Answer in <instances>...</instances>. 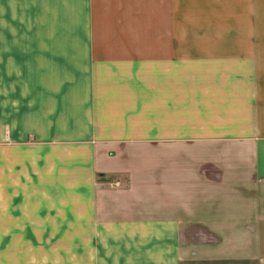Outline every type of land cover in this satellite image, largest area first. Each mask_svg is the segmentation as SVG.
I'll use <instances>...</instances> for the list:
<instances>
[{
  "label": "crops",
  "instance_id": "crops-1",
  "mask_svg": "<svg viewBox=\"0 0 264 264\" xmlns=\"http://www.w3.org/2000/svg\"><path fill=\"white\" fill-rule=\"evenodd\" d=\"M263 6L0 0V114L29 123L0 142L13 241L106 264H264ZM22 35L63 46L31 54L24 93Z\"/></svg>",
  "mask_w": 264,
  "mask_h": 264
},
{
  "label": "rangeland",
  "instance_id": "rangeland-1",
  "mask_svg": "<svg viewBox=\"0 0 264 264\" xmlns=\"http://www.w3.org/2000/svg\"><path fill=\"white\" fill-rule=\"evenodd\" d=\"M264 5V0H263ZM263 15H264V6H263ZM263 34H262V46H264V17H263ZM33 39H37L36 44H30V36L29 35H22V46H16V48L20 49V54L22 55V61H21V69H22V83H21V91L24 93L27 88L25 89V86L27 87L29 85V79L31 76V72L33 69H35L36 59L35 57L31 58V54L36 55V53L39 54H54V53H61L58 49L63 48L61 44L54 45L53 43L46 44L45 42H40L39 36H31ZM6 46H0L1 48H9L13 45V41L7 40ZM10 45V46H9ZM9 46V47H8ZM45 49H50V51H46ZM52 49V50H51ZM54 49H57V51H54ZM44 64V62H43ZM34 65L33 68H31ZM2 101V100H0ZM1 112V109H0ZM8 115L0 114V119L2 120V123H0V142L2 144L5 142H16L15 139H22L25 138L29 133V123H28V117L27 115L21 114L17 115L16 117L14 115ZM14 118H17L19 120L20 127L15 128V121ZM4 122V123H3ZM5 124V126H4ZM5 127V128H4ZM25 128V129H24ZM31 141L30 139H27V142ZM17 143H20L17 141ZM1 149V146H0ZM8 164V163H6ZM111 186V185H110ZM113 188V187H112ZM4 202V201H3ZM39 202V201H37ZM8 219V216L6 217ZM19 229V228H17ZM14 232V227L11 226V224L8 223V220L4 223L2 220V224L0 221V236L5 234L4 241L0 238V251L6 252V256H8V253L13 251H19L22 253L21 257V264H95V262L98 264H106L104 262L105 260L97 259L96 261L94 259L87 260V259H81V258H67L65 257L66 253L65 251L69 252V247L73 246L76 247L78 244H68V243H58V242H14L12 234ZM60 233V231H58ZM11 235V236H10ZM41 236V235H39ZM37 237V236H36ZM50 236H43L37 237V239H45ZM56 237V236H55ZM3 238V237H2ZM28 238V237H26ZM53 238V236H51ZM94 245V244H90ZM76 249V248H75ZM69 250V251H68ZM34 254L36 257L29 259L28 256L30 253ZM71 254V252H69ZM20 260V259H19ZM100 262V263H99ZM109 264V263H108Z\"/></svg>",
  "mask_w": 264,
  "mask_h": 264
},
{
  "label": "built area",
  "instance_id": "built-area-1",
  "mask_svg": "<svg viewBox=\"0 0 264 264\" xmlns=\"http://www.w3.org/2000/svg\"><path fill=\"white\" fill-rule=\"evenodd\" d=\"M111 186L113 187H118V186H120V183L119 182H115V183H111Z\"/></svg>",
  "mask_w": 264,
  "mask_h": 264
}]
</instances>
